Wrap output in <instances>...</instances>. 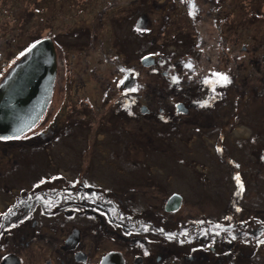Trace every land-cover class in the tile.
Instances as JSON below:
<instances>
[{
  "label": "flooded vegetation",
  "instance_id": "af4514ba",
  "mask_svg": "<svg viewBox=\"0 0 264 264\" xmlns=\"http://www.w3.org/2000/svg\"><path fill=\"white\" fill-rule=\"evenodd\" d=\"M188 15L197 26L200 13L192 9ZM141 20L139 17L136 27H140ZM197 31L199 41L195 40V44L203 50L204 38L200 29ZM43 37L52 39L56 62L45 110L20 135L0 137L6 143L24 141L20 148L27 152L31 146L38 145L42 153L50 143H59L67 135L79 136L78 129L89 124L85 123V114L78 113L76 104L93 106V98L85 90L76 87L73 93L78 96L74 99L75 95L66 89L71 81L66 72L72 67L55 33L29 38L21 45L18 57H15L17 50L4 53L0 45V81L26 55L28 48ZM140 59L130 65L132 71L119 64L120 77L113 76L102 86L105 114L112 116L110 121L116 120L113 124L97 123L93 127L87 145L76 153L80 159L73 158L70 168L66 166L50 173H45V168L33 176H28L26 171L24 175L12 171L3 175L8 186H4V195L9 193L11 200L0 207V264H264V192H254L264 182V147L261 146L259 159L254 155V141L264 144L258 141L261 128L249 135L248 151L242 157L249 163L233 155L228 146V150L221 149L219 160L226 172L219 171L218 179L227 185L214 188L213 211L206 207L200 211L197 202L193 205L186 192L171 189L152 173H133L127 177L126 173L118 172L117 185L106 184L91 173L92 167L101 166L105 159L125 160L127 137L131 133L120 121L128 116L156 117L160 120L157 124L164 126L157 130L158 133L162 130L161 134L185 136L192 129L205 136L215 134V141H221L241 122V107L244 112L250 104V94L245 92H251L242 88L247 83L238 80L239 72L233 64L224 67L222 61H215L208 53L199 57L192 51L161 70V75L168 78L165 79L168 94L156 108L149 99L143 102L144 81L138 76L143 67ZM161 61L167 63L164 57H154L149 66L151 73H159ZM100 63L107 64L104 55ZM216 74H223L230 83L218 82L220 78ZM127 75L134 76V80L124 82ZM179 75L183 79H178ZM183 80L184 86L179 87L178 82ZM102 129L107 135L113 134L110 139L97 135ZM245 140L242 138L240 146L244 147ZM97 141L109 144L124 141V152L120 149V152L97 153ZM255 159L260 164L257 169ZM130 180L133 185H128ZM201 194L197 201L207 206L209 201Z\"/></svg>",
  "mask_w": 264,
  "mask_h": 264
},
{
  "label": "rangeland",
  "instance_id": "374dc122",
  "mask_svg": "<svg viewBox=\"0 0 264 264\" xmlns=\"http://www.w3.org/2000/svg\"><path fill=\"white\" fill-rule=\"evenodd\" d=\"M192 9L200 13L201 18L196 21L198 27L188 15ZM139 17L142 18L140 27H136ZM197 29L204 38L203 50L195 44V40L199 41ZM46 32L55 33L64 45L63 52L72 67L66 72L71 79L66 88L68 92H72L75 99L78 95L73 92L78 87L93 98V106L76 104L78 113L85 114L83 117L89 126L78 129L77 137L67 135L59 143H48L42 153L38 145L31 146L27 152L20 148L24 141H19L20 144L0 141V207L11 200L9 193L4 195V188L8 186L3 175L9 171L24 175L26 171L28 176H33L44 172L45 168V173L66 166L70 168L68 165L73 158L80 159L76 153L87 145L93 127L97 123L113 124L116 118L110 121L112 116L105 114L106 103L101 89L111 77H120L119 64L130 70L132 63L148 53L166 59L167 63L159 62V73H151L150 67L143 65L141 74H138L144 81L143 102L149 99L157 108L168 94L165 84L168 78L161 75V70L193 51L199 57L208 53L215 61H222L224 67L233 64L239 72L238 80L247 83L242 88L251 92H245L250 94V104L244 112L241 107L239 125L233 126L221 141H215V134L205 136L192 129L185 136L161 134L163 131L158 133L157 130L164 129V126L157 124L160 120L156 117L146 114L140 118L128 116L120 121L131 133L127 137L125 160L115 162L108 155L110 161L105 159L101 166L96 164L91 173L110 185L118 184V172L126 173L127 177L133 173H152L171 189L186 192L193 205L197 202L200 211L204 210L202 207L213 211L216 202L214 188L227 185L218 179L219 171L221 174L226 172L219 160L221 149L225 151L229 147V151L242 160L248 151L247 142L252 131L261 128L258 141H264V0H0L2 52L10 53L14 49L17 50L15 57H18L25 41ZM103 55L107 64L100 63ZM178 79L183 77L179 75ZM178 84L184 86V80ZM60 95L59 91L58 97ZM228 113L231 115V110ZM241 128L245 131L239 132ZM97 135L110 139L113 134L107 135L102 129ZM242 138H246L244 147L239 143ZM123 142L97 141L95 151L120 152ZM254 143V155L259 159L264 144ZM254 163L257 169L260 164L256 159ZM128 185H133L132 180ZM259 191L264 192V182L254 189V192ZM199 194L209 201L207 206L197 201ZM211 198L213 201L209 200Z\"/></svg>",
  "mask_w": 264,
  "mask_h": 264
},
{
  "label": "water",
  "instance_id": "95a60500",
  "mask_svg": "<svg viewBox=\"0 0 264 264\" xmlns=\"http://www.w3.org/2000/svg\"><path fill=\"white\" fill-rule=\"evenodd\" d=\"M141 62L149 66L154 56L145 54ZM55 72L52 39H38L0 82V137L18 136L38 120L50 98ZM131 79L134 76L127 75L124 82ZM175 199L178 203L179 196Z\"/></svg>",
  "mask_w": 264,
  "mask_h": 264
},
{
  "label": "snow or ice",
  "instance_id": "6c2138e0",
  "mask_svg": "<svg viewBox=\"0 0 264 264\" xmlns=\"http://www.w3.org/2000/svg\"><path fill=\"white\" fill-rule=\"evenodd\" d=\"M220 79H219V81L218 82H223V83H230V80L226 77V76H224L223 74H216ZM238 179V178H237ZM235 237H233V239H234Z\"/></svg>",
  "mask_w": 264,
  "mask_h": 264
},
{
  "label": "bare ground",
  "instance_id": "6f19581e",
  "mask_svg": "<svg viewBox=\"0 0 264 264\" xmlns=\"http://www.w3.org/2000/svg\"><path fill=\"white\" fill-rule=\"evenodd\" d=\"M241 131H245V130H239V132H241ZM246 133V132H245Z\"/></svg>",
  "mask_w": 264,
  "mask_h": 264
},
{
  "label": "trees",
  "instance_id": "16d2710c",
  "mask_svg": "<svg viewBox=\"0 0 264 264\" xmlns=\"http://www.w3.org/2000/svg\"><path fill=\"white\" fill-rule=\"evenodd\" d=\"M153 73V72H152Z\"/></svg>",
  "mask_w": 264,
  "mask_h": 264
}]
</instances>
